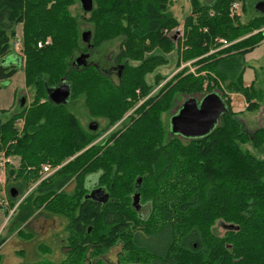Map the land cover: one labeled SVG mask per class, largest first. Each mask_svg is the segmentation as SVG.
Returning a JSON list of instances; mask_svg holds the SVG:
<instances>
[{
    "label": "trees",
    "instance_id": "1",
    "mask_svg": "<svg viewBox=\"0 0 264 264\" xmlns=\"http://www.w3.org/2000/svg\"><path fill=\"white\" fill-rule=\"evenodd\" d=\"M234 1L244 11L255 0H189L190 13L180 22L169 11L171 0H93L83 17L92 26L88 49L70 11L78 0H0V59L13 61L10 39L20 24L17 58L24 83L33 90L28 105L0 118V150L18 159L6 178L14 174L12 187L18 192L13 198L8 189L10 209L27 192L10 219L24 236L36 211L62 217L66 209L69 228L68 253L59 262L20 264H105L100 254L116 242L120 263L264 264V159L238 145L251 140L261 147L264 126L250 135L242 131L228 95H242L246 110L258 105L251 93L258 88L242 82L241 55L264 40V14L241 22L231 14ZM115 38H120L117 61L123 64L117 81L96 65L73 64L77 52H91ZM220 38L234 42L208 53L221 46ZM173 52V68L160 73L172 63ZM189 61L193 71L184 66L166 80ZM16 71L15 63H0V80ZM62 78L70 85V98L81 97L88 113L104 122L97 132L83 127L63 104L48 100L46 89ZM216 79L228 90L220 94L227 106L221 122L202 137L171 135L162 113L177 95L201 92L204 80L215 84ZM126 114L129 119L105 145L92 144ZM44 163L59 167L41 179ZM88 174L96 175L114 201L122 203L138 191L151 207L140 215L132 207L110 204L101 215L83 198ZM73 180L65 193L63 187ZM216 221L225 227L222 235L213 230Z\"/></svg>",
    "mask_w": 264,
    "mask_h": 264
},
{
    "label": "rangeland",
    "instance_id": "2",
    "mask_svg": "<svg viewBox=\"0 0 264 264\" xmlns=\"http://www.w3.org/2000/svg\"><path fill=\"white\" fill-rule=\"evenodd\" d=\"M211 1V0H206ZM250 0L249 2H251ZM256 1V0H255ZM254 1V2H255ZM239 2V1H238ZM253 2V3H254ZM253 3L248 4L246 9L243 11L240 7L237 11L241 22H246L248 19L253 17V15L258 12L254 10ZM70 11L73 15L77 16L79 21V30H80V38L81 32L85 30L91 31V24L88 21H85L88 14H85L80 9L79 3L71 5ZM169 11L173 14V16L178 19L180 22L183 21L184 17L190 13L189 0H171ZM84 17V18H83ZM182 27V26H181ZM14 39H19L20 42L22 40L21 37V26L16 25V33L10 39V54L9 56H13L12 62L15 63L17 71L16 73L9 79L0 80V118L1 120L7 119L11 114L19 112V110L24 105H28L33 97V90L26 86L24 83V74L22 70V60L17 58L18 54L13 47H11ZM48 40H46V43ZM82 44H85L81 40ZM41 43V42H38ZM37 43V44H38ZM120 38H115L100 44L97 48L92 50V53H89L87 58L88 64H97V66H101L105 69L108 66V63H114L115 56L119 50ZM12 54V55H11ZM79 55V52L73 55V59H75ZM242 63L244 65V71L242 73V82L244 86H250L254 83V86L258 88V90L252 93V96L258 102V105L253 110H246V100L242 95L237 92H228L225 83L221 80L216 79L217 83H212L210 80H204L202 83L201 92H195L192 94H182L177 95L175 97V102L171 105V107L164 113H162V121L166 129H169V118L173 115L177 108L181 105V103L188 97L193 96L196 99H200L205 93H207V89L209 85H211V89L215 92L222 94L223 92H228L230 99V106L233 111H235V117L237 121L240 123V128L242 131L246 132L248 135L252 134L257 128L264 126V40L261 41L258 45H256L252 50L246 51L243 55H241ZM176 58L175 52L171 54L170 60L172 63L167 66L161 67L158 71L169 73V71L173 68L172 64L174 59ZM1 60V59H0ZM7 64H11L9 60L5 61ZM0 63H2L0 61ZM189 70L194 69L192 65H188ZM175 71V70H174ZM171 72L166 80L174 73ZM112 74V73H111ZM111 78L114 81L116 77L114 74L111 75ZM153 76H148V81H152ZM165 81V80H164ZM162 81L159 85H157L152 91L156 92L158 88L163 84ZM150 93V94H151ZM21 97H24L23 105H19V100ZM71 100V99H70ZM225 100V99H224ZM66 108L74 113V115L79 120L80 124L83 127H86V124L89 120H95L97 123L100 122L101 125H104V122L99 120L97 117L92 116L88 113V110L82 100L81 97L72 99L69 102H66ZM124 118V117H123ZM122 118V121H123ZM121 122L118 121L113 124L108 130L113 127L121 126L119 124ZM221 122V119L219 123ZM218 123V124H219ZM19 121L17 125H20ZM107 130V131H108ZM105 134V133H104ZM105 145V144H102ZM240 148L243 151H248L250 154H253L255 157L259 159H264V143L261 144V147L254 146L251 140H246L245 142L238 143ZM4 152L0 150V156ZM8 162L5 167V175H4V186L1 185L0 188V238L4 237V241L0 245V255H1V264H20L23 262H59L63 257H65V251L63 249V243L66 242V233L65 235L61 232L62 227L65 228L66 231H69L68 225L66 221L62 220L58 216H48L47 220H44L45 210L39 212V215H33L35 218L29 219L27 221V225L24 228L26 235H19L16 229L15 224L13 225V216H11L13 212V208L17 206L20 200L24 197L22 196L19 199L15 207L10 209V200L8 197V189L13 185V175L9 176L8 179V168L10 166H17L18 159L16 157L8 156ZM10 169V168H9ZM89 176V175H88ZM95 180V177L92 179ZM3 181V180H2ZM1 182V181H0ZM75 181L68 184L66 189H72ZM1 184V183H0ZM18 196V193H17ZM17 196L15 198H17ZM9 210V211H8ZM8 214L6 215V212ZM40 211V210H38ZM36 211V212H38ZM146 211L143 212L145 214ZM11 216V217H10ZM37 216V217H36ZM12 218V221L11 219ZM17 222V218H14ZM64 221V224H62ZM67 225V227H66ZM23 227V226H21ZM43 227V228H42ZM224 225L222 223H215L213 230L219 235L224 233ZM121 250V246L112 247L111 250H108L106 253L107 258L111 264H115L116 261V253Z\"/></svg>",
    "mask_w": 264,
    "mask_h": 264
},
{
    "label": "water",
    "instance_id": "3",
    "mask_svg": "<svg viewBox=\"0 0 264 264\" xmlns=\"http://www.w3.org/2000/svg\"><path fill=\"white\" fill-rule=\"evenodd\" d=\"M80 9L83 13H87L92 9L93 0H78ZM253 8L258 13L264 14V0H256L253 3ZM81 40L87 45L88 49L92 48L91 31L85 30L81 32ZM89 52H81L73 61V64L77 68H83L88 65L87 58ZM47 98L54 104H64L70 98V85L65 78H62L60 83L48 87L46 89ZM24 97L19 100V105H23ZM227 112V106L224 99L219 93L215 91L204 94L200 99H196L193 96L186 98L180 105L179 109L171 115L169 118V132L171 135H177L184 138H196L209 134L215 126L218 125L222 114ZM98 123L94 120L90 121L88 125L89 130L97 129ZM141 178H136L135 188H138V184ZM98 192L103 193L100 188L88 193L85 197L94 198V194ZM17 190L14 187L10 188L11 197L17 196ZM103 200L107 199V194H103ZM132 205L135 210L140 209L139 193H135L132 197ZM15 207V206H14ZM14 209V208H13Z\"/></svg>",
    "mask_w": 264,
    "mask_h": 264
},
{
    "label": "flooded vegetation",
    "instance_id": "4",
    "mask_svg": "<svg viewBox=\"0 0 264 264\" xmlns=\"http://www.w3.org/2000/svg\"><path fill=\"white\" fill-rule=\"evenodd\" d=\"M89 53H92V51L91 52H89ZM6 58H3V59H1L0 61L2 62V64H4L5 66H8L9 64H7L5 61ZM114 63H108V66L107 67H105V69L103 68V67H101V66H97V64H96V66L97 67H99V69H101L111 80H113L112 78H111V75L112 74H114L115 75V77H116V80L120 77V74H121V71H122V63H120V62H118L117 61V54H116V56H115V59H114V61H113ZM92 65H95V63H93ZM112 73V74H111ZM114 81V80H113ZM65 83H66V79H65ZM72 100V98H69V100L67 101V102H69V101H71ZM66 101L64 102V107L66 108ZM180 107V106H179ZM179 109V108H178ZM177 109V110H178ZM130 113V112H129ZM128 113V114H129ZM128 114H126L125 116H124V118H123V121H121L119 124H121V126L125 123V121H127L128 119H129V116H128ZM90 121H92V120H89L88 122H87V124H86V128L88 129V125H89V123H90ZM95 121V120H94ZM121 126H119L118 124H117V126H115V127H113L112 129H110V130H106V131H104L100 136H98L97 138H95L94 140H93V143L92 144H96L98 147H100V146H102V144L103 143H106L107 142V140L108 139H111V137H112V135L115 133V132H117V130L121 127ZM101 127H102V125H101ZM100 127V122L98 121V126H97V129H95V130H89V131H91V132H97L98 131V129H100L101 128ZM105 133V134H104ZM115 171V170H114ZM89 175V174H88ZM86 176L85 177V184H86V192L83 194V198L84 199H86V200H88L91 204H93V205H95V206H97L99 209H100V213H101V215L103 214V210L105 209V208H107V207H109V205L110 204H114V205H118V204H123L124 206H129V207H132V208H134L133 207V205H132V202H133V199H132V197H133V195L135 194V193H138V191H133V192H131L129 195H128V198H129V200H124L122 203L120 202V201H118V200H116V201H114V199L110 196V194L106 191V189L103 187V186H101V185H98L97 184V182H96V175H94V174H90L89 176ZM95 177V180H92L93 178ZM66 185L63 187V191L65 192V193H68L71 189H66ZM11 188V187H10ZM9 188V189H10ZM97 188H100L102 191H103V193H101V192H98V194L97 193H95L94 194V198H91V197H88V198H86L85 196L88 194V193H90L91 191H94V190H96ZM103 194H107V199H105V200H103L102 199V197H103ZM139 204H140V209L139 210H136V211H138L139 213H140V215H142L143 214V212L144 211H148V209L151 207V205H152V202L150 201V200H142L141 199V196H140V194H139ZM44 212H46L45 213V217H44V220H47V218H48V216H58V217H60L62 220H64V221H66L67 219H66V209H65V214H64V216H59V215H57V214H53V213H49V212H47V211H44ZM39 212H37L35 215H39L38 214ZM100 215V216H101ZM37 217V216H36ZM33 218H35V216H33L31 219H33ZM64 221H62V224H64ZM66 223H68L67 221H66ZM43 228V227H42ZM64 235H65V233L66 232H68V231H66L65 230V228H63L62 227V231H61ZM67 233H66V240H65V238H63V240L64 241H66V242H64L63 243V249H64V251H65V255L68 253V248H67V245H68V243H67ZM118 245H120V243L119 242H116L112 247H115V246H118ZM112 247H110L108 250H111L112 249ZM108 250H107V252H108ZM121 251V250H120ZM120 251L119 252H117L116 253V261H115V264H134V263H120V259H119V257H120ZM107 252H104V253H102V254H100V259H101V261H103L105 264H111L110 262H109V259L107 258V256H106V253Z\"/></svg>",
    "mask_w": 264,
    "mask_h": 264
},
{
    "label": "built area",
    "instance_id": "5",
    "mask_svg": "<svg viewBox=\"0 0 264 264\" xmlns=\"http://www.w3.org/2000/svg\"><path fill=\"white\" fill-rule=\"evenodd\" d=\"M239 8H240V2L234 1L231 4V6H230L231 14H237V11H238ZM178 29H179V32L177 33V35L179 34L181 36V34H182V27L180 26ZM165 32H166V30H165ZM218 41H219V43H221V46L218 47V48H216V49L210 50L208 53H212L215 50H218L219 48H222L224 46H228V45H230V44H232L234 42V41L229 42V41H227L225 39H222V38H220ZM38 45H41V43H38ZM11 47H13V49L18 53L19 50H20V48H21V42H20V40L19 39H14L13 42H12ZM190 63H191L190 61L189 62L182 63L174 72L180 70L184 66H188ZM191 71H193V69ZM8 161L9 160H8L7 156L3 152L1 154V156H0V181H1L0 182L1 184L0 185H2V186H4L5 167H6V164H7ZM58 167L59 166H52L50 163H44L42 165V168H41V173H42L41 179L44 178V177H46V176H48L49 174L53 173ZM24 195H22V196H24ZM22 196L19 199H21Z\"/></svg>",
    "mask_w": 264,
    "mask_h": 264
}]
</instances>
